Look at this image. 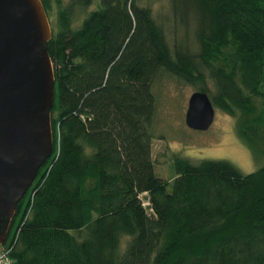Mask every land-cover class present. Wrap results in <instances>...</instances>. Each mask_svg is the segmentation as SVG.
<instances>
[{"label": "trees", "instance_id": "16d2710c", "mask_svg": "<svg viewBox=\"0 0 264 264\" xmlns=\"http://www.w3.org/2000/svg\"><path fill=\"white\" fill-rule=\"evenodd\" d=\"M142 1L40 0L53 145L16 204L8 264H264V165L175 158L165 180L150 128L165 72L264 138V0H166L188 48Z\"/></svg>", "mask_w": 264, "mask_h": 264}, {"label": "water", "instance_id": "95a60500", "mask_svg": "<svg viewBox=\"0 0 264 264\" xmlns=\"http://www.w3.org/2000/svg\"><path fill=\"white\" fill-rule=\"evenodd\" d=\"M50 26L40 0H0V244L16 204L52 152ZM214 107L205 92L187 99L184 125L206 130Z\"/></svg>", "mask_w": 264, "mask_h": 264}, {"label": "rangeland", "instance_id": "374dc122", "mask_svg": "<svg viewBox=\"0 0 264 264\" xmlns=\"http://www.w3.org/2000/svg\"><path fill=\"white\" fill-rule=\"evenodd\" d=\"M142 2L150 7L154 17L162 25L170 46L180 42L181 38L182 45L186 47L192 43L193 36L187 35L185 38L182 28L174 24L166 0ZM205 80L206 86L212 91L211 82ZM200 86L198 82L188 84L165 72H159L155 76L151 85L155 108L150 127L153 134L151 159L154 173L162 179H171L175 174V158H183L191 163L201 159H222L242 174L253 172L264 165L263 135L260 134L252 143H248L241 138L236 117L214 108L213 120L206 130H193L184 125L183 115L188 96Z\"/></svg>", "mask_w": 264, "mask_h": 264}, {"label": "built area", "instance_id": "2783aa9c", "mask_svg": "<svg viewBox=\"0 0 264 264\" xmlns=\"http://www.w3.org/2000/svg\"><path fill=\"white\" fill-rule=\"evenodd\" d=\"M3 245L0 244V264H8L9 263V259L7 257L8 250Z\"/></svg>", "mask_w": 264, "mask_h": 264}]
</instances>
